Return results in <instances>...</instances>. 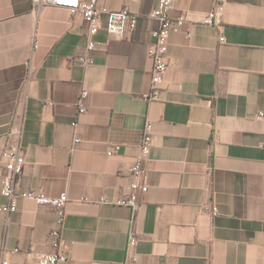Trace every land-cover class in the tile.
<instances>
[{"label": "crops", "instance_id": "0c3cea01", "mask_svg": "<svg viewBox=\"0 0 264 264\" xmlns=\"http://www.w3.org/2000/svg\"><path fill=\"white\" fill-rule=\"evenodd\" d=\"M100 2L140 18L123 37L101 27L83 66L75 57L88 25L79 15L0 0V179L14 125L25 157L16 189L68 197L60 225L54 206L29 198L0 211V262L36 264L31 251H55L47 234L58 228L68 254L59 264H126L131 230L133 264H264V120L255 117L264 112V0H225L213 26L202 18L216 0H173L169 17L188 19L169 34L156 100L147 99V46L157 22L146 16L158 0ZM146 121L148 188L135 208L118 205ZM113 144L120 149L108 156Z\"/></svg>", "mask_w": 264, "mask_h": 264}, {"label": "built area", "instance_id": "2783aa9c", "mask_svg": "<svg viewBox=\"0 0 264 264\" xmlns=\"http://www.w3.org/2000/svg\"><path fill=\"white\" fill-rule=\"evenodd\" d=\"M34 6H54L64 8L70 16L79 15L88 25V38L85 49L79 53L75 60L86 66L93 63V57L89 54L96 46L94 36L101 27L107 34L123 37L127 33L132 34L136 28L140 16L131 12L127 7L111 10L103 5L100 0H31ZM225 0H216L215 8L203 16L202 21L208 25L216 24V17L220 14ZM173 0H158L156 7L147 14V18L155 20L157 26L151 30L153 38L147 46V54L151 60L150 91L147 94L148 100L159 98L164 85L165 74L169 65L168 37L171 32L180 31L187 22V16L181 13L176 18L169 17ZM220 43L225 42V37L219 34ZM34 41V37H33ZM36 45H33L35 47ZM87 90H81L78 97V111H85L83 100L86 98ZM257 119L264 120V112H258ZM76 121L72 122L73 128ZM76 136L74 142H78ZM153 146L152 123L146 121L141 130V138L138 144V151L131 157L126 167L125 173L129 179L130 192L123 194L116 203L118 205L135 208L137 206L138 192L145 193L148 185L146 181L145 162L148 160ZM120 149V144H113L107 148L106 154L112 156ZM4 174L0 179V195L7 199L5 204L0 206V211L8 215L17 210V199L29 198L37 204L54 206L57 209V223L60 225L64 215V208L68 201L66 192H61L58 196H47L41 190L16 189V181L25 164L23 150L19 146V129L12 126L6 136V144L2 150ZM216 209V208H213ZM47 236L51 239L54 247L53 252H42L32 250L31 254L36 264H59L68 258V254L62 248L60 231L58 228L51 229ZM137 243V236L133 230L128 234L126 245L125 263H136L137 257L134 252ZM0 264H9L7 259L1 260Z\"/></svg>", "mask_w": 264, "mask_h": 264}]
</instances>
